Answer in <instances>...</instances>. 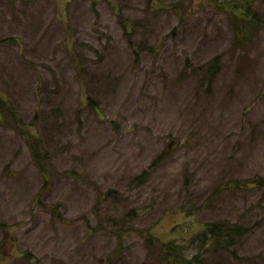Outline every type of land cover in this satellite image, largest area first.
Returning <instances> with one entry per match:
<instances>
[{
  "label": "rangeland",
  "instance_id": "1",
  "mask_svg": "<svg viewBox=\"0 0 264 264\" xmlns=\"http://www.w3.org/2000/svg\"><path fill=\"white\" fill-rule=\"evenodd\" d=\"M253 6L258 29L238 45L204 0H0V264H167L140 231L208 220L250 229L239 259L211 261L264 264V185L229 182L264 179ZM108 189L120 196L97 205ZM131 208L129 226L107 221Z\"/></svg>",
  "mask_w": 264,
  "mask_h": 264
},
{
  "label": "trees",
  "instance_id": "2",
  "mask_svg": "<svg viewBox=\"0 0 264 264\" xmlns=\"http://www.w3.org/2000/svg\"><path fill=\"white\" fill-rule=\"evenodd\" d=\"M204 2L214 10L224 11V13L228 15L231 27L234 31L235 44L244 45L246 42L245 39L251 37V33L258 29V13L253 5L256 2L264 5V0H204ZM218 69L219 65L217 59H212L208 64H205L204 73L207 76L204 75L201 82L205 85L212 83L213 77L218 73ZM7 113L8 111L4 110V114ZM12 113L13 110H11V114ZM35 142L38 143V145L41 143L38 140H34V145L31 144V148L35 146ZM31 153L33 158L37 159L40 163V160L38 159L40 154L36 150V147L33 148ZM161 157L162 154H160L154 162L158 161ZM147 178L148 171L145 170L141 174L136 175L133 181L136 184H141L145 182ZM229 182L233 183V186H244L246 183L264 185V179L260 177H254L246 180L234 179ZM44 184H46V181ZM226 184L229 185L228 183ZM112 195H114V197L120 196L113 189H108L106 192L98 191L97 205L103 204V202L107 200L108 196ZM57 206L58 204L56 203L52 208V212L53 216L60 218ZM189 211L191 210L187 207L184 212L188 215L193 214ZM137 215L138 211L135 208H131L117 214V216L114 215L115 217H107V221L114 226H119L120 229H122L123 225H126V227L129 226L130 222ZM98 227L99 224L93 227V229ZM174 228L175 234H177L178 237H173L171 239L168 238L172 235H164V233L154 234L151 233L149 228L140 231V235L144 237L148 244L153 247H158L157 249L161 254L162 260L167 264H221L217 261V259L211 261L210 257L207 255L208 251L213 252L214 248V251L231 250L234 258L239 259V256L233 249L238 244V241L250 230L248 226L233 223L227 220H208L199 223L198 226L189 225L187 227H183L181 223H178L174 226ZM0 229L7 230L8 227L5 223L0 221ZM26 253L29 254L28 251H26Z\"/></svg>",
  "mask_w": 264,
  "mask_h": 264
}]
</instances>
